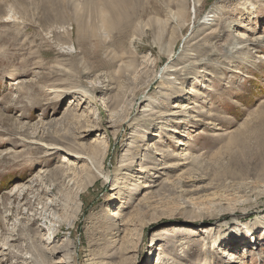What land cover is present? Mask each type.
<instances>
[{"label":"rangeland","instance_id":"1","mask_svg":"<svg viewBox=\"0 0 264 264\" xmlns=\"http://www.w3.org/2000/svg\"><path fill=\"white\" fill-rule=\"evenodd\" d=\"M0 264H264V0H0Z\"/></svg>","mask_w":264,"mask_h":264},{"label":"bare ground","instance_id":"2","mask_svg":"<svg viewBox=\"0 0 264 264\" xmlns=\"http://www.w3.org/2000/svg\"><path fill=\"white\" fill-rule=\"evenodd\" d=\"M118 3H120V2H118ZM116 4V3H115ZM115 4H112L110 7H109V11H110V15H113L114 17H116L117 16V14L119 13H115L114 14V10H116V9H114L113 10V6L115 5ZM108 12V11H107ZM106 14V13H105ZM107 16V15H106ZM105 16V17H106ZM41 147H42V145H41ZM44 148H46L47 150H51V149H49V147H47L46 145H44ZM56 150H58V149H56ZM254 154V152H246V153H244V155H242L241 156V158L243 159L242 161L244 162L243 164H245V165H251V158H253L254 156H255V154ZM240 161V160H239ZM241 161V162H242ZM237 163V162H236ZM239 164V163H238ZM106 181H109V177H106ZM115 215H117V213H114L112 216H115ZM46 251H47V253H49L48 252V249H45Z\"/></svg>","mask_w":264,"mask_h":264}]
</instances>
